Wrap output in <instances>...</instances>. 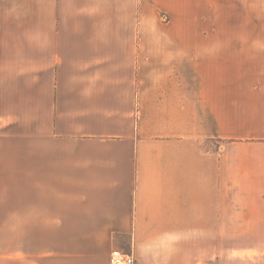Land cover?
<instances>
[{
	"label": "crops",
	"instance_id": "1",
	"mask_svg": "<svg viewBox=\"0 0 264 264\" xmlns=\"http://www.w3.org/2000/svg\"><path fill=\"white\" fill-rule=\"evenodd\" d=\"M264 264V0H0V264Z\"/></svg>",
	"mask_w": 264,
	"mask_h": 264
},
{
	"label": "built area",
	"instance_id": "2",
	"mask_svg": "<svg viewBox=\"0 0 264 264\" xmlns=\"http://www.w3.org/2000/svg\"><path fill=\"white\" fill-rule=\"evenodd\" d=\"M109 264H135V259L132 253L114 248L109 254Z\"/></svg>",
	"mask_w": 264,
	"mask_h": 264
}]
</instances>
